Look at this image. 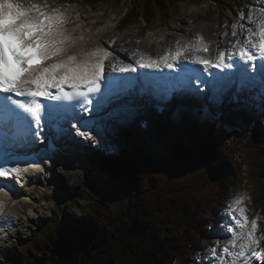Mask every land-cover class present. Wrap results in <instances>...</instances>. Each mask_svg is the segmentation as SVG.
Returning a JSON list of instances; mask_svg holds the SVG:
<instances>
[{"label":"snow or ice","instance_id":"obj_1","mask_svg":"<svg viewBox=\"0 0 264 264\" xmlns=\"http://www.w3.org/2000/svg\"><path fill=\"white\" fill-rule=\"evenodd\" d=\"M253 14L248 13L249 21ZM239 16L243 19L245 13L242 11ZM258 17L254 28H246L239 21L232 23L231 35L237 37L231 44L233 51L226 52L217 46L214 59L196 54L207 52V44L181 48L177 41L174 53L159 59L141 56L135 63L119 59L118 63L109 65L106 74V61L113 55L108 48L97 47L83 60L76 54H67L75 40L63 30L68 22L66 11L33 0H0V184L3 185L0 194L7 196L8 184L23 185L30 173L42 170L40 162H29L23 153L34 150L38 144L45 145V154L57 150L45 129L47 133L70 136L75 144L110 147L108 134L116 129L107 121L123 122L122 114L130 117L126 110L122 112L120 107L112 106L139 83L138 77L114 76L113 72L136 73L138 67L174 70L181 57L191 64L202 65L204 72L211 68H235V72L224 76L216 73L213 79H207L195 69L181 66V72L194 73L196 83L207 86L211 93L204 94L208 103L202 108L201 119L218 120L222 115L218 109L225 102L247 110L257 106L258 101L260 113L264 114V6L259 8ZM238 28L241 33L246 32L242 38L238 37ZM196 39L202 41L203 37ZM189 47L193 54L184 55ZM58 57L65 58L54 59ZM49 60L54 62L43 63ZM192 78L184 80L179 74L171 77L177 83L167 88L165 99L171 100L172 93L179 88H190ZM196 91L202 93V89ZM109 107L111 111L101 115ZM65 125H70L75 134ZM52 162L49 156L46 163ZM250 199L247 193H242L228 205L230 219L221 227L230 238L223 244L215 242L199 264H205V258L207 264H264V246H261L264 230L259 228L258 214L251 219L247 215L245 200ZM3 208L0 200V213Z\"/></svg>","mask_w":264,"mask_h":264},{"label":"trees","instance_id":"obj_2","mask_svg":"<svg viewBox=\"0 0 264 264\" xmlns=\"http://www.w3.org/2000/svg\"><path fill=\"white\" fill-rule=\"evenodd\" d=\"M79 1L126 2L118 25L123 30L138 20L168 21L179 3L203 0ZM208 1L219 13L239 14L247 0ZM252 110L259 114L251 126L232 129L201 119L185 129L170 117L173 130L188 143L177 139L161 162L137 146L100 152L98 166L107 169L114 184L89 196L88 208L68 233L57 240L46 233L45 247L20 264H197L204 241L219 226L218 213L234 194L249 193L253 202L264 204V114L258 106ZM195 170L204 181L190 180Z\"/></svg>","mask_w":264,"mask_h":264},{"label":"rangeland","instance_id":"obj_3","mask_svg":"<svg viewBox=\"0 0 264 264\" xmlns=\"http://www.w3.org/2000/svg\"><path fill=\"white\" fill-rule=\"evenodd\" d=\"M25 2H27V0H25ZM33 2L42 6L46 4L49 8H59L62 11L68 12H66L68 17L72 18L63 30L71 33L75 41H80L79 39H85L86 41L90 40L87 42V46L73 50V54H76L78 59L81 60L89 58L90 53L97 47L109 48V51L114 53L116 52V44L121 40L124 42L123 45H125L119 49L125 52L129 44L134 41L135 36L139 38L140 43H142V40L143 42H147L145 49L149 50V54L142 55L144 57H156V54L160 51L165 52V54L174 52L177 49V41H179V39H175L173 43L169 45L164 43L161 44L160 42L163 39L167 40L171 33L175 32V27L180 25L182 19L185 20L187 33L182 34L181 32H177L179 35H183V40L189 37L191 41L186 45H191L193 39L196 38L197 35L201 36V33H203L205 36L204 38L212 45H215V47L218 45L220 50L226 51L227 46L219 44L218 42L235 41L237 39V37L231 35V24L239 21L243 23L246 28L251 27L250 24H252L254 28V23L259 18L258 10L261 6H264V0H247L243 8L245 16L241 19L239 16L241 12L238 14L232 10H221V13H219L215 4L208 0H203L201 3L197 4L183 1L179 3L173 17L168 21L158 18L155 23L149 25L144 20H138L123 30H119L118 25L120 23V18L127 9L126 2L115 4L112 2L106 3L100 1L91 5H86L79 0H33ZM209 12L208 18H205ZM249 12L254 13L251 21L247 19ZM71 13L73 14L71 15ZM96 26L100 27L96 28ZM203 28H208L209 30L203 32ZM190 30L191 33L189 34L191 35L189 36L188 31L190 32ZM200 31L201 33H199ZM237 32L238 37L241 38L246 34V32L241 33L239 28ZM228 33L229 36H227ZM184 46L180 47L182 48ZM137 50L138 49H136L134 53H136ZM232 51L233 50L229 52ZM115 54L119 59H124L121 55ZM91 58L95 59V57ZM118 58L115 59L114 63L119 61ZM256 103L258 106V101ZM227 105L228 107H224V109H218L222 113L218 120L220 125L228 129L238 127L239 125H242V127H249L259 114V112L253 111L252 108L245 110L238 109L234 104L227 103ZM145 107L146 106L143 105L141 109L143 110ZM201 107L203 106L181 108L179 113L187 114V112H194ZM229 107L240 111L238 119L229 120L227 118L226 111ZM157 109V107H154L152 110L149 108L150 111H147L148 117H146V119L150 122V125H152V133L138 135L133 131L125 130L123 128L124 125L121 124L118 125L119 130L117 132H110L108 134V144L110 147L104 151L99 148L86 147L88 157L96 163V167L100 170V173L92 172L91 165H87L80 169L58 166L57 169L50 167L45 171L47 177L42 178L38 175L31 179V184L33 185L31 190L27 191L21 189V196L25 197L17 199V203L12 206L13 213H5L3 216L4 222L10 228L1 229V235L7 236L0 244V264H20L25 258V255H29L31 258L35 256L40 248L45 247L44 236L46 233H48L47 235L49 237L53 235L56 240L59 239L60 236L68 233L71 223L75 218L83 215L88 208L89 196L96 193L99 188H108L114 184V181L107 173V169L98 166L96 155L100 152L114 154V152H120L124 148L137 146L149 158L161 162L169 154L173 144L178 142L180 138H183L185 144H187V138H184V135H180V137L173 130L171 121L167 119L169 114L177 113V111L169 109L168 107L165 112H160ZM152 117L154 122L152 121ZM172 117L173 122L178 120L182 128L189 129L196 122V119H201V113L193 117L188 115H174ZM201 120L204 122L206 121L204 119ZM200 172V170L192 172L189 175L190 180H193L195 183L204 181L206 177ZM28 183H30V180ZM239 194L241 193L234 194L230 198L229 203L218 213V220L220 223L219 226L213 229V235L216 234L219 236H213V238H210V241H204L206 246L197 255V264H199L201 257L206 256L208 249L215 242L220 241L221 244H223L230 238V236L225 234L221 226L230 219L228 205L231 204L234 198ZM247 194L251 197L249 193ZM245 206L248 209L247 215L249 219L257 214L261 217L259 228L264 230V204L257 201L253 202L252 199H250L245 200ZM51 216L52 219L48 221ZM261 246H264V241L261 242ZM205 264H207L206 258Z\"/></svg>","mask_w":264,"mask_h":264},{"label":"bare ground","instance_id":"obj_4","mask_svg":"<svg viewBox=\"0 0 264 264\" xmlns=\"http://www.w3.org/2000/svg\"><path fill=\"white\" fill-rule=\"evenodd\" d=\"M73 13H71V15H72ZM68 15V14H67ZM71 18L72 17H68V22L67 23H69V21L71 20ZM66 23V24H67ZM250 26L251 27H253V25L252 24H250ZM195 28H196V26H195ZM197 29H199V28H197ZM207 30H209L208 28H203V32H206ZM181 32L182 34H186L187 33V31H186V27H185V20L184 19H182L181 21H180V25L178 26V27H175V32H173V33H171V35H170V37L167 39V40H165V39H163L160 43L161 44H166V45H169V44H171V43H173V41L175 40V39H179V46H184V45H186V44H188L191 40L189 39V37L187 38V39H185V40H183V35H179V33L178 32ZM189 33H191V30H190V32L188 31V34ZM199 33H201V31L199 32ZM191 34H189V36H190ZM198 36V35H197ZM227 36H229V33H228V35ZM226 36V37H227ZM201 37H205L204 35H203V33H201ZM144 39V38H143ZM193 39V38H192ZM230 39V38H229ZM227 40V39H226ZM208 41V40H207ZM206 41V42H207ZM112 42V41H111ZM192 42H194V40L192 41ZM191 42V43H192ZM123 43L124 42H122V40L120 41V42H118V44H116V46H115V49H116V52H114L113 53V55L112 56H109V58H108V60L106 61V65H105V70H107V71H110V68H109V65H110V63H111V61L113 60V61H115V59L116 58H118V56L115 54V53H117V54H119V55H121L122 57H124V59H125V62L126 63H135V60L137 59V58H139V57H141L142 55H144V54H149V50H146L145 49V46H147V42H143V40H142V43H140L139 42V38L137 37V36H135L134 37V41L131 43V44H129V47H128V49L125 51V52H123L122 50H120L119 48H121V47H124V45H123ZM126 43V42H125ZM221 43H222V45H226L227 46V49H226V52H229V51H231V50H233L232 48H231V44L232 43H234V41H221ZM138 44V45H137ZM221 45V46H222ZM120 46V47H119ZM154 47V46H153ZM183 48V47H182ZM109 49V48H108ZM112 49V48H111ZM124 49V48H123ZM136 49H138L137 50V52L136 53H134V51L136 50ZM150 50H151V48H150ZM71 51H72V49L70 50V52L69 53H67V54H71ZM176 51V50H175ZM174 51V52H175ZM192 52V51H191ZM159 53V52H158ZM196 54H198V53H196ZM139 55H141V56H139ZM137 56H139V57H137ZM159 56L161 57L162 56V54H159ZM159 56L157 57V58H159ZM148 57H151V56H148ZM119 59V58H118ZM118 62V61H117ZM114 73V72H113ZM112 73V74H113ZM139 99H142V101H144V100H148V98H139ZM162 102V104L161 105H164V107H165V105L167 104V102L165 101V99L161 96V95H157L156 97H155V99H154V101H150V102H147V104H148V107L152 110L154 107H157L158 105H159V102ZM200 103V105H198V106H204V104H206V103H208V102H206V101H204V102H202L198 97L197 98H195L194 99V104L196 105V103ZM178 104H179V106L181 107V108H183L184 109V107L186 106L185 105V100H183V101H178L177 102ZM169 108V109H172V110H174V111H177V112H179V110L181 109V108H176V107H174L172 104H168L167 106H166V108ZM137 111L139 110L138 108H135ZM147 111H150L149 109H147V110H145L144 112H146L147 113ZM198 112V111H197ZM150 113V112H149ZM45 171H47V170H45ZM9 195V193L7 194V196ZM7 196H5V195H3V194H0V200H2L3 201V203H4V206H6L9 202H8V197ZM212 236H215V235H212Z\"/></svg>","mask_w":264,"mask_h":264}]
</instances>
